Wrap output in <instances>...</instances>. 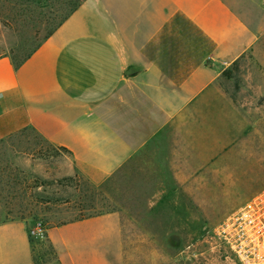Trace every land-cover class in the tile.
<instances>
[{
  "label": "crops",
  "instance_id": "1",
  "mask_svg": "<svg viewBox=\"0 0 264 264\" xmlns=\"http://www.w3.org/2000/svg\"><path fill=\"white\" fill-rule=\"evenodd\" d=\"M263 35L264 0H84L22 65L0 57V140L31 127L96 186L125 168L131 183L199 182L246 127L221 75ZM147 220L46 235L60 264H177L153 254L165 227ZM35 222L0 223V264H33Z\"/></svg>",
  "mask_w": 264,
  "mask_h": 264
},
{
  "label": "rangeland",
  "instance_id": "2",
  "mask_svg": "<svg viewBox=\"0 0 264 264\" xmlns=\"http://www.w3.org/2000/svg\"><path fill=\"white\" fill-rule=\"evenodd\" d=\"M62 1L51 0L58 8ZM39 13L36 5L24 14L19 10V0H0V56L17 55L29 48L37 30L31 22L38 21ZM231 72L232 79L224 81V87L228 96L234 98L235 108L243 116L246 127L235 134V141L225 152V160L200 168L199 182L131 183L125 168L111 180L95 185L103 196L97 210L121 213L123 223L141 222L146 218L159 228L165 227L152 232L153 239L162 241V245L153 247V254L161 251L176 256L177 264H238L226 244L214 236V229L264 188V35L237 61ZM0 162L2 166L32 171L47 179L75 173L70 156L63 153L42 160L0 150ZM171 191L179 197L174 198ZM151 193L160 196L137 198ZM6 197L10 198V204H6ZM18 210L17 189L11 191L0 184V223L16 217ZM72 214L65 209L41 211L36 219L51 226L71 218Z\"/></svg>",
  "mask_w": 264,
  "mask_h": 264
},
{
  "label": "trees",
  "instance_id": "3",
  "mask_svg": "<svg viewBox=\"0 0 264 264\" xmlns=\"http://www.w3.org/2000/svg\"><path fill=\"white\" fill-rule=\"evenodd\" d=\"M82 1L84 0H63L58 8L55 7L51 0H19V10L24 14H28L33 5L40 9L38 21L31 22L32 27L37 30L32 37V44L27 50L17 55L10 54L0 57H10L15 67L22 65L53 35L80 6ZM237 61L222 73L219 80V85L226 94L224 81L232 79L231 68L234 67ZM229 97L234 102V98L232 96ZM0 150L11 151L13 154H19V156L30 159L45 160L57 157L61 153L70 156L68 150L53 146L31 127H25L1 139ZM0 184L11 191L17 189L19 197L18 215L14 218L6 219L2 223L29 219L41 221L36 219L37 214L41 211L47 213L63 209L72 211L71 218L51 226L41 221L47 230L49 227H59L111 213V210H97V204L103 199V196L100 190L78 171H75L74 175L71 176L47 179L32 171L18 169L7 164L2 166L0 162ZM8 199L6 197V204H10V198L8 197ZM29 243L31 245L33 264H50L51 262L60 264L57 253L48 240L47 235L43 241H35L29 237Z\"/></svg>",
  "mask_w": 264,
  "mask_h": 264
},
{
  "label": "built area",
  "instance_id": "4",
  "mask_svg": "<svg viewBox=\"0 0 264 264\" xmlns=\"http://www.w3.org/2000/svg\"><path fill=\"white\" fill-rule=\"evenodd\" d=\"M29 237L43 241L45 225L36 221ZM214 236L234 255L238 264H264V188L214 229Z\"/></svg>",
  "mask_w": 264,
  "mask_h": 264
}]
</instances>
